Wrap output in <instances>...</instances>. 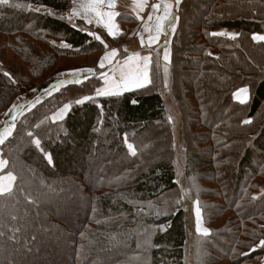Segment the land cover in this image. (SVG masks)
I'll list each match as a JSON object with an SVG mask.
<instances>
[{
    "label": "trees",
    "instance_id": "obj_1",
    "mask_svg": "<svg viewBox=\"0 0 264 264\" xmlns=\"http://www.w3.org/2000/svg\"><path fill=\"white\" fill-rule=\"evenodd\" d=\"M71 8L0 0V118L24 89L94 69L23 112L0 145L14 177L0 191V264H264V0H180L169 59L154 52L149 81L121 93L102 92L98 64L136 20L110 38Z\"/></svg>",
    "mask_w": 264,
    "mask_h": 264
},
{
    "label": "crops",
    "instance_id": "obj_2",
    "mask_svg": "<svg viewBox=\"0 0 264 264\" xmlns=\"http://www.w3.org/2000/svg\"><path fill=\"white\" fill-rule=\"evenodd\" d=\"M70 1L72 3L71 15L74 19L82 21L87 26L93 28L96 33L104 32L110 38H118L128 30V24L122 23L120 18H126V20L134 18L136 20V26L132 28L127 41L122 45L107 49L101 56L98 67L103 71L101 67L103 63L115 66V69L112 68L110 70H113L120 78L130 82L141 81V83H135L136 86H133L138 87L139 85L146 84L149 81L153 53L162 50L163 46H167L169 43L168 35L165 32L168 30L167 25L170 20L168 14L169 4L174 0ZM217 33L228 34L229 32ZM231 33L235 34V32ZM254 38L257 41H264V37L262 38L260 35H255ZM53 41L63 46L58 41ZM156 42L158 43L157 45L155 44ZM130 47H133L134 51H127L126 55L119 57L123 52L121 51L122 49H130ZM118 57L119 59L122 58V60L118 61ZM164 60L167 59L164 58ZM90 69H92V72L94 71L93 68ZM84 70L89 72V69ZM72 72L76 73L78 71ZM234 97L237 101L245 103L250 99V93L248 89H241L235 93ZM6 167L7 163L2 159L0 154V184H4L0 187L1 192L9 190L14 183V177L11 174H1Z\"/></svg>",
    "mask_w": 264,
    "mask_h": 264
},
{
    "label": "rangeland",
    "instance_id": "obj_3",
    "mask_svg": "<svg viewBox=\"0 0 264 264\" xmlns=\"http://www.w3.org/2000/svg\"><path fill=\"white\" fill-rule=\"evenodd\" d=\"M180 0H174L173 2H170L169 8H168V14H169V24L167 25V33L169 43L171 41L172 35L174 30L177 27L178 24V4ZM169 43L167 46H163L162 52H163V58L169 59ZM124 44V43H123ZM158 44L157 42L155 43ZM122 45V44H121ZM132 48V49H131ZM122 54L119 55V57H122L123 55H126L127 51H134L133 47H130V49H122ZM156 52V51H155ZM166 54V55H165ZM213 54H216L213 52ZM165 55V56H164ZM217 55V54H216ZM118 57V59H119ZM122 58H120L118 61H121ZM103 68V71L100 70L99 75L101 78L104 79V85L102 88L106 87L102 90L114 92V93H121L123 91H126L128 89L134 88L136 85L135 83H141L140 82H130L126 79H122L119 77L118 74L114 73L113 70L115 69V66H109L105 63L101 65ZM78 72L74 73L72 71L67 72H61L53 74L49 80L46 82L41 83L36 88H30V89H24L21 91L19 97L15 100L13 105L10 107L7 114H4L3 117L0 118V145L3 144L13 133L15 123L18 120L19 116L25 112L31 109L35 106L36 103L43 100L45 97L50 96L54 92L61 89L63 85L66 83H75L78 80L81 79V76L83 72H85L84 69H78L76 70ZM82 72V74H81ZM89 72L93 74L92 69L89 68ZM164 72L165 75L163 76V94L164 99L167 103L168 110L170 112V120L172 122V126L175 133V143H176V171L178 176V183L182 187V189L185 192L190 191L188 180L185 176V161H186V152L183 145V132H182V121L180 117V113L178 111V108L176 104L174 103L171 95L169 94L167 86L170 82V75L168 71V67L164 65ZM106 83V85H105ZM135 85V86H133ZM101 88V89H102ZM64 116V112L60 113L57 118H62ZM4 184L1 183L0 187H2ZM194 211V207H193ZM22 251V249H20Z\"/></svg>",
    "mask_w": 264,
    "mask_h": 264
}]
</instances>
